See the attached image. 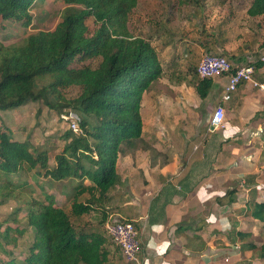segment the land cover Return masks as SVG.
<instances>
[{"label":"trees","instance_id":"16d2710c","mask_svg":"<svg viewBox=\"0 0 264 264\" xmlns=\"http://www.w3.org/2000/svg\"><path fill=\"white\" fill-rule=\"evenodd\" d=\"M38 1L0 0V20L29 26L32 6ZM63 1L78 7L53 29L30 33L11 44L0 41V110L39 101L60 113L76 112L82 129L80 134L71 128L63 134L66 142L51 164L48 147L34 145L29 136L15 139L0 116V205L18 202L0 222V252L9 255L3 264L110 261L105 235L97 229L78 227L72 215L99 212L107 218L111 190L121 182L119 157L127 145L141 138L143 96L164 73L152 38L130 30V15L139 0ZM247 13L264 19V0H250ZM90 17L98 25L91 35ZM261 46L264 48V40ZM93 58H100L96 67L73 65ZM231 61L234 71L241 63L239 59ZM247 63L255 66L256 75L264 67V55ZM73 85L79 86L80 92L67 98L63 91ZM192 85L206 100L213 79L195 72ZM236 193V187L228 189L217 201L223 204L222 198H226V204L234 203ZM22 210L33 236L26 254L18 260L6 245L16 247L25 234V226L19 223ZM243 214L261 221L264 227V201L247 200ZM231 220L232 245L239 242L241 249H259L264 260V241L258 245L251 239V231L238 229L236 217ZM11 222L16 226L8 224Z\"/></svg>","mask_w":264,"mask_h":264},{"label":"crops","instance_id":"0c3cea01","mask_svg":"<svg viewBox=\"0 0 264 264\" xmlns=\"http://www.w3.org/2000/svg\"><path fill=\"white\" fill-rule=\"evenodd\" d=\"M220 49L239 59L238 64L248 62L241 50L227 45ZM255 78L264 82V67ZM228 82V75L213 79L206 100L192 83H184L185 89L177 88L176 98L179 105H187L185 100L190 98L192 112L184 113L180 106L175 113L155 110L146 120L142 116L141 138L127 145L119 157L121 182L111 190V206L138 226L143 264H229L225 256L230 255L231 216L238 202L241 212L234 213L238 229H243L239 214L263 227L261 221L244 216L243 210L249 199L264 201V91L247 81L230 99H223ZM164 96L167 93L157 95L151 86L142 103L149 97L156 108ZM201 105H207L209 113H201ZM219 106L224 109V126L214 128L210 116ZM182 119L197 122L198 130L177 131L167 123ZM235 187L234 203L226 204V198L223 204L217 201ZM217 235L223 242L216 241Z\"/></svg>","mask_w":264,"mask_h":264},{"label":"rangeland","instance_id":"374dc122","mask_svg":"<svg viewBox=\"0 0 264 264\" xmlns=\"http://www.w3.org/2000/svg\"><path fill=\"white\" fill-rule=\"evenodd\" d=\"M249 3L250 0H139L138 6L130 15L129 27L136 35L152 38L164 65L163 75L153 83L152 87L157 95L162 92L167 93L163 100L159 99L156 102V108L152 106L154 103L152 104L149 97L145 99L141 107V114L145 120L155 110L159 113H175V110L181 106L180 109L184 113L192 112L191 99L185 100L188 102L187 105H179L181 103L178 104L176 90L180 86L185 89L184 83H192L195 72L197 73V65L205 52L222 54L220 47L227 45L234 51L245 52L248 55V61H254L264 55V49L261 46L264 40V19L262 16L248 15ZM77 7L66 4L63 0H39L32 6L33 21L29 26H23L14 20H0V41L11 44L21 41L30 33L53 29L69 11ZM87 24L91 35L98 25L92 17L88 18ZM227 57L233 60L229 55ZM99 62L100 58H93L82 63L74 62L73 65L90 64L96 67ZM79 92L80 87L74 85L63 91L67 98L76 97ZM199 111L209 113L207 105H201ZM63 112L51 109L42 102L31 101L15 109L0 110V116L15 139L23 140L29 136L34 145L48 147L50 163L54 164L55 154L66 142L63 134L71 128L69 121L63 117L65 115ZM167 123L170 128L174 126L173 128L177 131L199 128L198 123L190 119ZM217 132L221 134L222 129ZM213 140L214 137H211V141ZM28 180L35 186L32 178L28 177ZM58 194L60 195V192ZM17 205V201L0 205V222ZM112 206L106 219L99 212H91L82 217L72 215V219L78 227L85 226L88 230L97 229L105 235L108 247L111 249V259L107 264H143L140 258L139 262H127L122 256L120 247L108 235L106 224L110 216L117 212L116 207ZM240 207L241 203L238 202L233 208L241 212ZM236 211H232L233 219L236 217L234 214ZM237 217L242 221L240 228L251 229L253 232L251 239L260 245L264 241L262 224L240 214ZM19 218L20 225L26 228L25 234L19 239L16 247L6 245L18 260L26 254L33 236L32 228L27 227L24 210L20 212ZM8 224L16 226L14 222ZM6 225L7 223L1 227V230ZM219 237L217 235L216 241L223 242V237ZM229 254L225 256L228 258L226 263L229 264H239V262L264 264L259 249H241L239 242L231 246ZM7 256L9 257L0 252V264H3Z\"/></svg>","mask_w":264,"mask_h":264},{"label":"built area","instance_id":"2783aa9c","mask_svg":"<svg viewBox=\"0 0 264 264\" xmlns=\"http://www.w3.org/2000/svg\"><path fill=\"white\" fill-rule=\"evenodd\" d=\"M232 67L233 63L227 56L220 53L205 52L196 70L198 76L202 78L216 79L225 75L229 76V82L222 95L223 99H230L231 93L237 90L241 83L247 81L252 82L254 86L264 91V82H259L255 78V66L253 64L243 63L237 65L234 71H232ZM63 117L69 121L71 129L76 134L82 133L79 116L76 112L70 111L65 113ZM210 124L214 128L224 126V109L221 106L214 110ZM106 230L108 235L120 247L122 256L127 262H139L142 243L139 228L134 220L114 213L106 224Z\"/></svg>","mask_w":264,"mask_h":264}]
</instances>
